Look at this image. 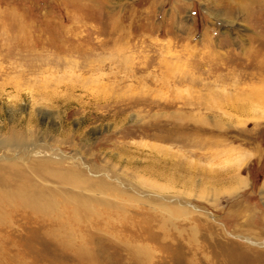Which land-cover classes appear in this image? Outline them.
<instances>
[{
	"label": "rangeland",
	"instance_id": "obj_1",
	"mask_svg": "<svg viewBox=\"0 0 264 264\" xmlns=\"http://www.w3.org/2000/svg\"><path fill=\"white\" fill-rule=\"evenodd\" d=\"M14 172L98 264H264V0H0ZM30 210L0 264L79 263Z\"/></svg>",
	"mask_w": 264,
	"mask_h": 264
},
{
	"label": "bare ground",
	"instance_id": "obj_2",
	"mask_svg": "<svg viewBox=\"0 0 264 264\" xmlns=\"http://www.w3.org/2000/svg\"><path fill=\"white\" fill-rule=\"evenodd\" d=\"M13 179H14V182L10 183L11 182L10 179L0 177V182H3L4 185L9 186V188L5 187L6 189L4 191H2V193L0 194V226L4 223L3 219H5L8 214H10L13 210H15V203L16 204L21 203L25 206H29V208L31 209L30 210L31 212L28 214H24L25 218L27 219V226L28 227H26V228L28 230L37 231L41 236H44V237L47 236L50 239L52 238V240L54 239L57 242V244L59 245V249L61 250V252H63V251H66L67 253L70 252L71 255L73 257H75L76 260L79 261V263H75V264H98L97 261H95V262L93 261L96 258L93 257V255L91 254V252L88 249L78 248V247L82 246V244H81L82 242H80L79 246L75 247L74 245H71L70 240L65 239L64 237L61 238V235H60L61 233L59 231L63 229L62 227L66 226L64 221L62 219H56L58 221H55V219L53 220L51 218V216L49 215V212L46 210V208L50 205V202H54V201H51V198H50L52 194L51 193L50 194L45 193L40 188H37L35 186L31 187V186L23 185V186L16 187V189H15V172H14ZM47 194H49V195H47ZM51 205H52V203H51ZM40 217H42L43 219H41ZM52 221H55L54 222L55 227H50V225H52ZM8 241H11L15 244V239L7 238L4 240H1L0 249L2 250L3 253L8 251V250H11V249H9L8 245L6 244ZM13 243H11V245ZM18 243H16V244H18ZM50 243H52V242H50ZM21 244L19 246H21ZM23 244H24V242H23ZM24 250H26V249H24ZM56 258L54 260L49 259V257L46 259L48 260L47 262H49V260H51L53 262V263L51 262L52 264L60 263L61 259H56ZM39 259H40V257L38 258V256H34L33 260L35 262H38ZM20 262L23 263L24 261L20 260ZM3 264H5V263H3Z\"/></svg>",
	"mask_w": 264,
	"mask_h": 264
}]
</instances>
